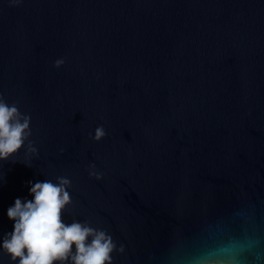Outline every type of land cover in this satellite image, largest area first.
I'll use <instances>...</instances> for the list:
<instances>
[{
	"label": "water",
	"instance_id": "obj_1",
	"mask_svg": "<svg viewBox=\"0 0 264 264\" xmlns=\"http://www.w3.org/2000/svg\"><path fill=\"white\" fill-rule=\"evenodd\" d=\"M0 96L37 149L0 162V243L66 176L113 264H264V0H0Z\"/></svg>",
	"mask_w": 264,
	"mask_h": 264
},
{
	"label": "clouds",
	"instance_id": "obj_2",
	"mask_svg": "<svg viewBox=\"0 0 264 264\" xmlns=\"http://www.w3.org/2000/svg\"><path fill=\"white\" fill-rule=\"evenodd\" d=\"M62 64L58 60L55 67ZM30 125V115L21 113L16 103L9 104L0 96V162L12 159L21 149L26 158L37 155L30 140ZM104 136L103 127H98L94 140L99 142ZM89 175L101 178L95 172ZM70 187L66 176L56 177L55 182H30L32 199L17 198L8 208L14 227L3 236L0 250L12 264H113V253H123V245L118 248L106 230L93 227L91 222L65 223L63 214L72 205Z\"/></svg>",
	"mask_w": 264,
	"mask_h": 264
}]
</instances>
